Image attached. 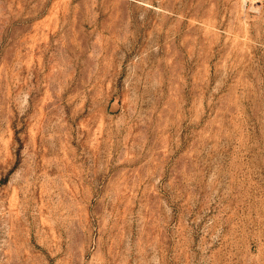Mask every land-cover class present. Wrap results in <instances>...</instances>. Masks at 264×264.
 Masks as SVG:
<instances>
[{
  "label": "rangeland",
  "instance_id": "1",
  "mask_svg": "<svg viewBox=\"0 0 264 264\" xmlns=\"http://www.w3.org/2000/svg\"><path fill=\"white\" fill-rule=\"evenodd\" d=\"M0 264H264V2L0 0Z\"/></svg>",
  "mask_w": 264,
  "mask_h": 264
},
{
  "label": "built area",
  "instance_id": "2",
  "mask_svg": "<svg viewBox=\"0 0 264 264\" xmlns=\"http://www.w3.org/2000/svg\"><path fill=\"white\" fill-rule=\"evenodd\" d=\"M263 2L264 0H243V3L246 7L258 6L261 5Z\"/></svg>",
  "mask_w": 264,
  "mask_h": 264
}]
</instances>
